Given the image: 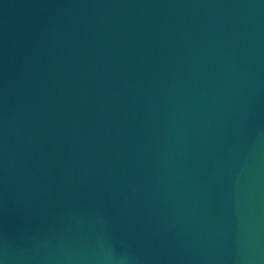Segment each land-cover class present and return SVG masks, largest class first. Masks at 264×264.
Instances as JSON below:
<instances>
[{
    "label": "water",
    "instance_id": "95a60500",
    "mask_svg": "<svg viewBox=\"0 0 264 264\" xmlns=\"http://www.w3.org/2000/svg\"><path fill=\"white\" fill-rule=\"evenodd\" d=\"M0 264H264V0H0Z\"/></svg>",
    "mask_w": 264,
    "mask_h": 264
}]
</instances>
